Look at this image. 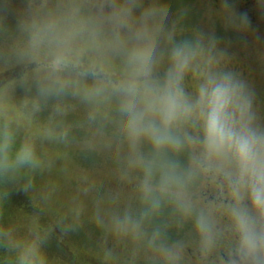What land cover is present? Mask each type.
I'll list each match as a JSON object with an SVG mask.
<instances>
[{
    "label": "rangeland",
    "instance_id": "374dc122",
    "mask_svg": "<svg viewBox=\"0 0 264 264\" xmlns=\"http://www.w3.org/2000/svg\"><path fill=\"white\" fill-rule=\"evenodd\" d=\"M194 2L0 0L4 264H202L222 248L202 224L204 183L160 187L153 167L192 154L237 177L264 170V0ZM217 86L220 148L207 136ZM156 197L175 240L148 226Z\"/></svg>",
    "mask_w": 264,
    "mask_h": 264
},
{
    "label": "flooded vegetation",
    "instance_id": "af4514ba",
    "mask_svg": "<svg viewBox=\"0 0 264 264\" xmlns=\"http://www.w3.org/2000/svg\"><path fill=\"white\" fill-rule=\"evenodd\" d=\"M95 71L92 69V73ZM188 166L190 173L185 182H192L183 188L192 191L204 183L197 198L202 208V224L206 233L212 231V235L217 236L210 241L213 247L224 244L214 255L205 249L209 256L202 264H264V208L257 207L254 211L251 201L245 199L247 195L252 197L254 186H260L256 176L251 179L250 176L237 177L223 169L216 171L204 160L196 161L194 166L192 154ZM247 182L251 183L250 191L246 189ZM188 251L193 253L192 248ZM204 252L199 251L191 258H200Z\"/></svg>",
    "mask_w": 264,
    "mask_h": 264
},
{
    "label": "trees",
    "instance_id": "16d2710c",
    "mask_svg": "<svg viewBox=\"0 0 264 264\" xmlns=\"http://www.w3.org/2000/svg\"><path fill=\"white\" fill-rule=\"evenodd\" d=\"M167 1L169 3L171 2L173 3V1H176V7L178 5H184L188 2L195 3L194 2L195 0H167ZM195 12L196 10H194L193 8L187 9L185 12H183L180 15V17L183 16L181 22H183L184 20L183 23H185L184 25H186L187 22L191 24L192 21H194V19L198 20V13ZM184 146L186 150L184 152L186 154V152L188 151V147L185 144ZM186 156H187V161L186 162L184 161V164L183 162L179 163L178 158L171 159L170 161H165L164 163L160 162L159 164H156V166L153 167L156 170V174L154 175L155 183L158 184L160 187L168 186L170 188H176V189L183 188L184 186H190L189 185L190 182L189 183L185 182V179L186 181H188V176H187L188 172L190 173V167L188 166L190 155L186 154ZM172 168L174 170V173L173 176L170 177L169 171L171 170L173 172ZM162 173H164L163 176ZM155 200L156 201L153 204V209H156L157 211H153V216L152 219L148 221V226L153 228V231L156 232L162 238V241L175 240V238L179 236L180 231L174 225L171 227L170 226L167 227V225H165V221H168L171 218L168 216V214L169 213L172 214L170 212V209L168 208V204L165 200H161V198L158 199V197H156ZM0 264H4L1 253H0Z\"/></svg>",
    "mask_w": 264,
    "mask_h": 264
},
{
    "label": "clouds",
    "instance_id": "9594fccd",
    "mask_svg": "<svg viewBox=\"0 0 264 264\" xmlns=\"http://www.w3.org/2000/svg\"><path fill=\"white\" fill-rule=\"evenodd\" d=\"M228 104V90L224 86H217L211 92L210 106L211 110L207 118V136L210 147L220 148L225 141L230 139V133L226 130L223 113ZM239 151L247 156L250 148L247 142H241ZM257 184L253 187V203L257 207L264 208V170L256 175Z\"/></svg>",
    "mask_w": 264,
    "mask_h": 264
}]
</instances>
